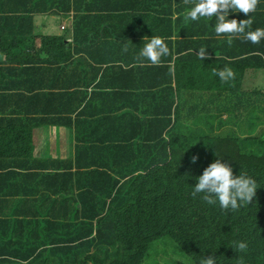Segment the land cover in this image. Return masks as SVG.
<instances>
[{
    "label": "trees",
    "instance_id": "obj_1",
    "mask_svg": "<svg viewBox=\"0 0 264 264\" xmlns=\"http://www.w3.org/2000/svg\"><path fill=\"white\" fill-rule=\"evenodd\" d=\"M196 2L146 0L154 20L141 0H0L18 58L0 60V264H264V39L229 42L186 18ZM248 18L264 28V0ZM150 36L157 64L137 55ZM53 136L66 157L41 156ZM214 159L256 182L250 203L193 195Z\"/></svg>",
    "mask_w": 264,
    "mask_h": 264
},
{
    "label": "clouds",
    "instance_id": "obj_2",
    "mask_svg": "<svg viewBox=\"0 0 264 264\" xmlns=\"http://www.w3.org/2000/svg\"><path fill=\"white\" fill-rule=\"evenodd\" d=\"M257 0H197L186 12V18L196 21L198 18L212 17L214 24L212 25L215 34L226 33L229 35V42L232 36L242 34L244 40L253 44L259 43L264 39V28L257 27L254 30H247L251 21L248 13L255 10ZM147 9V7H146ZM143 10V16H149V10ZM237 11L247 14L246 19L239 22L235 18L229 19V13ZM185 14V12H183ZM255 23V19L253 21ZM137 28L141 34H145L143 29L138 25H128ZM190 27L183 24L182 28L177 27L178 31L183 32L189 30ZM168 54V47L164 40L159 36H150L144 43L143 47L138 50V57L147 60L151 64H157L162 56ZM198 55L200 58L206 55L205 50H201ZM215 75L221 81L230 80L234 73L228 67L215 70ZM16 145L20 152L27 147L21 139H16ZM197 157L193 155L190 158L191 163H195ZM195 183L192 186L193 195L200 193L201 199L209 205L218 204L222 209H236L239 203H250L257 189L256 182L245 175H233L231 167L221 159H214L206 167L200 175L195 176ZM231 247L235 252L245 250L247 245L242 241H236ZM215 257H201L199 264H214Z\"/></svg>",
    "mask_w": 264,
    "mask_h": 264
},
{
    "label": "rangeland",
    "instance_id": "obj_3",
    "mask_svg": "<svg viewBox=\"0 0 264 264\" xmlns=\"http://www.w3.org/2000/svg\"><path fill=\"white\" fill-rule=\"evenodd\" d=\"M181 15L183 16V14H181ZM174 23H175V20H174ZM49 133H57V130L54 129V128H51V129H49ZM61 138L63 140H65L64 136H62ZM67 142H68V140H66L65 143H60L59 142V144H50L49 143L48 151L47 152H42L41 151L40 154H41V156L43 158H45L46 155L51 156V157H54V158H59V157L63 158V157H66L67 154H68V150H69V143H67ZM33 143H35V142H33ZM60 152H61V155H60ZM171 251H172V249L169 250L168 252H171ZM172 254H174V253L171 252V254L169 253L166 257H163L165 255L162 253V251H160L155 256L158 257L157 260L163 262L164 260L169 261L172 258H174L175 256H172Z\"/></svg>",
    "mask_w": 264,
    "mask_h": 264
},
{
    "label": "crops",
    "instance_id": "obj_4",
    "mask_svg": "<svg viewBox=\"0 0 264 264\" xmlns=\"http://www.w3.org/2000/svg\"><path fill=\"white\" fill-rule=\"evenodd\" d=\"M141 2H142V4H143V6H145V7H143V9H142V12H143V10H145L146 9V0H141ZM148 9V8H147ZM146 9V10H147ZM149 10V9H148ZM141 12V13H142ZM149 12H150V15H149V17H151V18H153L154 20L156 19L155 18V15L153 14V12L151 11V10H149ZM129 18V21H130V19H131V14H130V16L128 17ZM8 54H11L9 57H7V55ZM16 55V54H15ZM13 53H12V46L10 45V46H6V47H0V60H7V61H13V62H15V61H17L18 60V58H17V56H15ZM52 139L54 140V141H58V142H60L59 141V138H58V136H53L52 137ZM15 141H16V139H15ZM24 141V140H23ZM24 143L27 145V141H24Z\"/></svg>",
    "mask_w": 264,
    "mask_h": 264
}]
</instances>
